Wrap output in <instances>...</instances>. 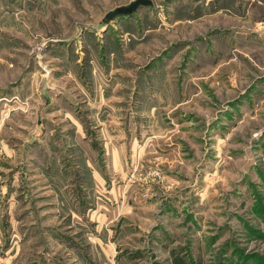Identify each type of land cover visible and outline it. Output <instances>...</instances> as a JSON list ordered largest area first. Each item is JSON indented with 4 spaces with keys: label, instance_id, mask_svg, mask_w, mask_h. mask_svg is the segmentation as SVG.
I'll return each mask as SVG.
<instances>
[{
    "label": "rangeland",
    "instance_id": "374dc122",
    "mask_svg": "<svg viewBox=\"0 0 264 264\" xmlns=\"http://www.w3.org/2000/svg\"><path fill=\"white\" fill-rule=\"evenodd\" d=\"M0 0V264H264V0Z\"/></svg>",
    "mask_w": 264,
    "mask_h": 264
},
{
    "label": "water",
    "instance_id": "95a60500",
    "mask_svg": "<svg viewBox=\"0 0 264 264\" xmlns=\"http://www.w3.org/2000/svg\"><path fill=\"white\" fill-rule=\"evenodd\" d=\"M152 3L150 0H133L129 4L119 6L106 13L103 17L102 22L108 24L116 16H125L134 13L140 7H151Z\"/></svg>",
    "mask_w": 264,
    "mask_h": 264
}]
</instances>
